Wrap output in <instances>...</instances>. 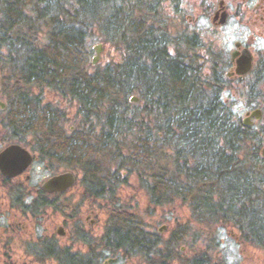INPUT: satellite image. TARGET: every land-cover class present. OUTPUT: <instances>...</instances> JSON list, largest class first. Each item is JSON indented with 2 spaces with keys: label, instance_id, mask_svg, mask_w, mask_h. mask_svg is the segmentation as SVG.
Returning a JSON list of instances; mask_svg holds the SVG:
<instances>
[{
  "label": "trees",
  "instance_id": "16d2710c",
  "mask_svg": "<svg viewBox=\"0 0 264 264\" xmlns=\"http://www.w3.org/2000/svg\"><path fill=\"white\" fill-rule=\"evenodd\" d=\"M160 1L0 0L2 123L10 141L31 137L23 144L39 161L80 171L88 198L114 197L124 171L142 179L156 203L188 202L198 223L231 222L264 250V122L244 126L234 115L225 95L233 81L225 76L229 59L197 36H170L153 25L152 5ZM89 40L115 45L120 62L90 72ZM34 88L76 103L72 130L65 112L42 103ZM133 92L143 107L130 113ZM150 116L161 121L156 131L144 123ZM176 135L182 148L170 169L161 164L162 148ZM186 231L163 241L139 214L113 204L102 240L110 252L148 257L150 264H225L207 254L178 261ZM91 262L75 255L66 264Z\"/></svg>",
  "mask_w": 264,
  "mask_h": 264
},
{
  "label": "rangeland",
  "instance_id": "374dc122",
  "mask_svg": "<svg viewBox=\"0 0 264 264\" xmlns=\"http://www.w3.org/2000/svg\"><path fill=\"white\" fill-rule=\"evenodd\" d=\"M218 2L219 0H161L158 5H152L151 20L154 26L170 36L178 34L197 36L202 40L205 48H210L227 59L230 57V51L234 49L235 42H242L249 48L253 54L252 69L238 80L229 83L225 93L234 104V115L242 120L246 112L255 108L260 109V106L264 108V80L260 76L261 72H258L259 64L264 62L261 61L264 60V26L257 29L258 27H254L250 20L246 22L240 0L229 1L230 16L225 23L212 24L211 18L218 9ZM99 44L101 50L97 55L96 63L92 64L91 60L96 56L95 46ZM88 46L91 50L88 57L89 64L87 63L90 72L96 68L111 67L121 60L120 51L112 43L103 44L100 40H89ZM230 66L227 67L226 72L230 70ZM32 93L38 95L42 103L55 105L65 112L64 126L67 130L75 127L78 109L75 102L62 98L48 88H34ZM132 96L137 97L138 101H129L130 113L143 107L137 93L133 92L128 99ZM2 118L3 114L0 111V128L5 127ZM263 120L262 114L260 119H252L251 126H259L264 122ZM144 123H147L150 131H156L154 127L160 125L161 121L156 123L150 116L144 119ZM263 133L261 132L259 136V152L264 145ZM177 135L176 141L173 139L175 143L168 142L170 146L163 143L164 156L161 164L170 169L174 167L175 151L182 148ZM8 137H11L9 132L0 130V148L8 142ZM30 139L28 135L22 141L26 144ZM127 139L130 140V137L128 136ZM23 143L21 142L22 145ZM128 146L129 142L121 145L122 151ZM26 147L32 151L30 146ZM33 154L36 156V152ZM64 170L67 169L35 159L24 173L30 176L26 188L31 191L34 188L39 189L42 180ZM72 171L76 176V185L64 195L52 197V205L44 207L39 212L35 211L36 216L32 217L23 211L22 204L9 193L10 187L13 188L24 181V175L18 180L14 179L9 186L4 188L0 186V220L4 226L9 227L8 234L14 241L10 246L8 258L22 264H59L51 259L43 263L38 262L37 254L30 245L41 239L53 242L58 249L67 248L70 253L89 258L91 264H104V260L115 256L119 257L117 261L109 264H123L122 260H128L132 264H150L148 257H127L123 252L112 254L105 249L102 240L105 222L109 209L115 204L139 214L146 224V230L157 232L162 236L163 241H166L174 230L186 228L187 231L175 249L178 261H191L195 257L207 254L214 261L225 264H264V250L257 243L250 242L244 231L241 232L233 223L200 224L192 217L189 203L176 198L170 202L156 203L152 200L145 182L134 174L126 175L122 171L124 182L116 186L115 200L111 196L91 199L86 194V187L82 181L83 174L77 170ZM31 199L27 198L24 204ZM91 211L93 214L89 216ZM58 225L64 227L66 232L64 236L56 234L55 229ZM162 226L165 227L160 232L159 228Z\"/></svg>",
  "mask_w": 264,
  "mask_h": 264
},
{
  "label": "flooded vegetation",
  "instance_id": "af4514ba",
  "mask_svg": "<svg viewBox=\"0 0 264 264\" xmlns=\"http://www.w3.org/2000/svg\"><path fill=\"white\" fill-rule=\"evenodd\" d=\"M229 1L230 0H219V2H218V5L220 4L222 6V9L226 12L225 22L227 21V19L230 16V13L228 10ZM240 1H241V5H243L242 6V12H243V15L246 19V22H247V20H250V22H252L254 27H258L257 29H260V26H264V0H240ZM216 10L214 11V13L216 12ZM263 29H264V27H263ZM240 48H247L249 50V48L244 46L242 44V42H240ZM250 53L252 55V67H253V54L251 51H250ZM261 61H264V60H261ZM229 62L231 65L230 70H232L234 67V62H232L230 60V57H229ZM263 65H264V62H261L259 64L258 72L259 71L261 72L260 76H262V78L264 80V74L262 73V70L264 71ZM252 67H251V69H252ZM227 77L231 80H238L239 78H241V77L234 75V74L231 76H227ZM0 102H2L4 104L3 108L0 107V111L2 112L3 110H5L6 105L3 101L0 100ZM0 130H5L9 133L11 131L10 129L5 128V127H1ZM10 138L11 137H8V139H7L8 142L1 146L0 151L3 150L6 146H8L10 144H19L30 152V154L33 157V160H32V163H33L34 160L36 159L33 152L29 148H27L26 146L22 145L19 142H16V141L11 142ZM30 165L22 173L14 176V177H6L0 171V186L2 188H4L5 186H9V184L14 179L18 180L19 178H21L24 175L25 171L30 167ZM64 171H72V170L67 169ZM74 175H75V173H74ZM49 176H51V175H49ZM48 177H46V178H48ZM29 179H30V176L28 174L24 175V179H23L24 181L21 182L19 185L13 187V188L10 187L9 193L14 197V199L16 201H18V202H20V204H22L23 211L30 214L31 217L36 216L35 211L39 212L44 207L46 208V207L52 205V199H51L52 197L64 195L69 190H71L77 183L76 182V176H75V183L70 188H68L67 190L62 191V192H58V193H47L41 188V185L45 179L42 180V182L39 186V189L34 188L33 191L26 188L27 187L26 185H27V182L29 181ZM27 198H32V199L27 204H24V201ZM37 203L40 205L39 208L34 207ZM92 214H93V211L90 212L89 216H91ZM89 216H87V218H89ZM9 225H12V224L9 223ZM58 227H62L64 229V227L62 225H58L55 229L56 234H58L57 233ZM8 231H9V227L4 226L0 220V264H22V262L14 261V260L8 258V252L10 251V246H12V244L14 242L13 239L11 238L10 234H8ZM65 234H66V232L64 229V233L58 234V235L64 236ZM30 247L32 248L34 253L36 252V254H37L36 259L38 260L39 263H43L45 260L51 259L56 263L66 264L68 259L72 258L75 255L83 258L82 255H78L76 253H70L67 248L58 249L56 244H53V242H51L49 240H41L40 239V240L34 241V243H32L30 245ZM107 251L110 252L109 250H107ZM110 253H112V252H110ZM120 253H122V252H120ZM112 254H118V253H112ZM118 258L119 257H117V256L112 257V258H108V259L104 260L103 263L104 264L114 263L117 261ZM122 262H123V264H132L128 260H122Z\"/></svg>",
  "mask_w": 264,
  "mask_h": 264
},
{
  "label": "water",
  "instance_id": "95a60500",
  "mask_svg": "<svg viewBox=\"0 0 264 264\" xmlns=\"http://www.w3.org/2000/svg\"><path fill=\"white\" fill-rule=\"evenodd\" d=\"M226 20V12L219 4L218 9L211 18L214 25L223 24ZM101 50V45L95 46L96 56L91 60L92 64L96 63L97 55ZM230 60L234 62L232 70L226 72L227 76L237 75L242 77L247 74L252 67V55L247 48H240V42L234 43V49L230 51ZM130 101L137 102L138 98L132 96ZM0 107L4 104L0 102ZM262 111L259 108L252 109L245 113L241 122L244 126H251L252 119H260ZM261 156H264V145L260 150ZM33 157L28 150L19 144H10L0 151V171L6 177H14L22 173L31 163ZM75 183V175L72 171H62L55 173L46 178L41 188L47 193H58L67 190ZM165 226L159 228L161 232ZM58 234H63L62 227L57 228Z\"/></svg>",
  "mask_w": 264,
  "mask_h": 264
}]
</instances>
